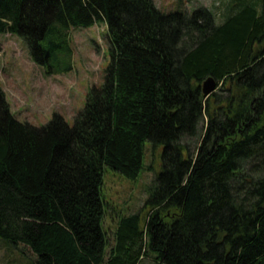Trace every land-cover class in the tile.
<instances>
[{
    "label": "trees",
    "instance_id": "16d2710c",
    "mask_svg": "<svg viewBox=\"0 0 264 264\" xmlns=\"http://www.w3.org/2000/svg\"><path fill=\"white\" fill-rule=\"evenodd\" d=\"M98 21L111 59L73 124L19 119L0 83V238L32 264H264V0L220 19L155 0H0V33L50 72L72 68L69 30ZM209 75L222 87L205 96ZM148 140L163 168L111 241L104 173L137 178Z\"/></svg>",
    "mask_w": 264,
    "mask_h": 264
},
{
    "label": "rangeland",
    "instance_id": "374dc122",
    "mask_svg": "<svg viewBox=\"0 0 264 264\" xmlns=\"http://www.w3.org/2000/svg\"><path fill=\"white\" fill-rule=\"evenodd\" d=\"M163 11L187 10L203 5L213 9L220 19L232 0H155ZM71 54L70 70H48L47 65L36 63L28 43L16 33H0V83L14 114L34 125H44L55 113L62 115L70 124L75 115L84 108L88 93L95 85H102L104 73L110 63V43L107 24L98 21L90 26L72 27L68 40L59 47ZM67 61L58 65L65 67ZM222 83L218 82L219 91ZM190 152L196 149L197 138L186 140ZM163 168V145L153 148L146 141L144 166L137 178H127L121 173L106 168L102 195L105 216L103 227L108 239L113 241L119 219L123 215L141 212L151 195L156 177ZM0 264H32V259L23 254L11 242L0 238ZM139 264H153L145 256Z\"/></svg>",
    "mask_w": 264,
    "mask_h": 264
},
{
    "label": "water",
    "instance_id": "95a60500",
    "mask_svg": "<svg viewBox=\"0 0 264 264\" xmlns=\"http://www.w3.org/2000/svg\"><path fill=\"white\" fill-rule=\"evenodd\" d=\"M202 88H203V93L205 94V96H209L211 93L216 91L218 88L217 79L214 76L209 75L208 77L204 79L202 83Z\"/></svg>",
    "mask_w": 264,
    "mask_h": 264
}]
</instances>
